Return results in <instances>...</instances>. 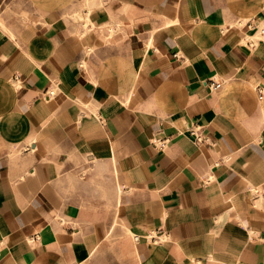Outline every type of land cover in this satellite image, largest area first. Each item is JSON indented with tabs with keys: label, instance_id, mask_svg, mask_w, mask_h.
Segmentation results:
<instances>
[{
	"label": "crops",
	"instance_id": "crops-1",
	"mask_svg": "<svg viewBox=\"0 0 264 264\" xmlns=\"http://www.w3.org/2000/svg\"><path fill=\"white\" fill-rule=\"evenodd\" d=\"M28 1L0 22V264H264V0Z\"/></svg>",
	"mask_w": 264,
	"mask_h": 264
},
{
	"label": "rangeland",
	"instance_id": "rangeland-1",
	"mask_svg": "<svg viewBox=\"0 0 264 264\" xmlns=\"http://www.w3.org/2000/svg\"><path fill=\"white\" fill-rule=\"evenodd\" d=\"M35 13V9L28 0H0V22H4L6 18L12 16L28 19L34 16Z\"/></svg>",
	"mask_w": 264,
	"mask_h": 264
},
{
	"label": "built area",
	"instance_id": "built-area-1",
	"mask_svg": "<svg viewBox=\"0 0 264 264\" xmlns=\"http://www.w3.org/2000/svg\"><path fill=\"white\" fill-rule=\"evenodd\" d=\"M251 44H254L251 43ZM207 83L209 84L210 88H218L222 85V82L215 79L214 77L213 78H210L207 80ZM49 93H54V91H50ZM192 132L194 133L195 135V138L197 141L201 142V141H204L206 139V136H205V133H204V130H203V127L201 125H196L192 128ZM135 240H139L138 236L135 235Z\"/></svg>",
	"mask_w": 264,
	"mask_h": 264
}]
</instances>
